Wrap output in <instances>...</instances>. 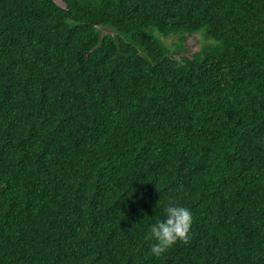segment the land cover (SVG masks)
Instances as JSON below:
<instances>
[{"label": "trees", "instance_id": "trees-1", "mask_svg": "<svg viewBox=\"0 0 264 264\" xmlns=\"http://www.w3.org/2000/svg\"><path fill=\"white\" fill-rule=\"evenodd\" d=\"M0 264H264V0H0Z\"/></svg>", "mask_w": 264, "mask_h": 264}, {"label": "clouds", "instance_id": "clouds-1", "mask_svg": "<svg viewBox=\"0 0 264 264\" xmlns=\"http://www.w3.org/2000/svg\"><path fill=\"white\" fill-rule=\"evenodd\" d=\"M166 219L157 220L150 226L151 237L155 239L151 252L160 257L171 249L178 241L188 244L190 240V229L192 226L191 211L170 200L165 208Z\"/></svg>", "mask_w": 264, "mask_h": 264}]
</instances>
